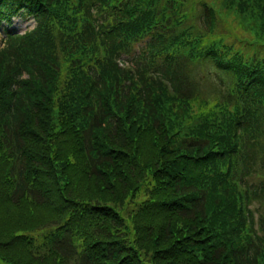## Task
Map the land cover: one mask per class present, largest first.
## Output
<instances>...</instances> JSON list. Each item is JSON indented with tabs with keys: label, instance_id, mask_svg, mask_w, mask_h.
<instances>
[{
	"label": "trees",
	"instance_id": "1",
	"mask_svg": "<svg viewBox=\"0 0 264 264\" xmlns=\"http://www.w3.org/2000/svg\"><path fill=\"white\" fill-rule=\"evenodd\" d=\"M2 22L0 264H264V0H0Z\"/></svg>",
	"mask_w": 264,
	"mask_h": 264
},
{
	"label": "rangeland",
	"instance_id": "2",
	"mask_svg": "<svg viewBox=\"0 0 264 264\" xmlns=\"http://www.w3.org/2000/svg\"><path fill=\"white\" fill-rule=\"evenodd\" d=\"M34 26V23L30 19H16L14 21V24L12 26V29H14L16 32H19V34H23L24 32L31 30ZM238 32L239 30L236 29ZM2 37V30H0V38ZM141 48V46H137L135 48V52H138V50ZM124 214V213H122ZM125 218H127L124 215Z\"/></svg>",
	"mask_w": 264,
	"mask_h": 264
}]
</instances>
